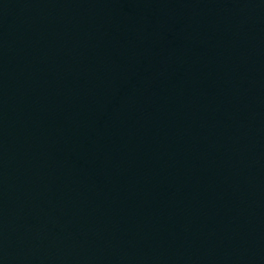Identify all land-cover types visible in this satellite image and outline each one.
<instances>
[{"label": "water", "instance_id": "obj_1", "mask_svg": "<svg viewBox=\"0 0 264 264\" xmlns=\"http://www.w3.org/2000/svg\"><path fill=\"white\" fill-rule=\"evenodd\" d=\"M0 264H264V1L0 0Z\"/></svg>", "mask_w": 264, "mask_h": 264}]
</instances>
